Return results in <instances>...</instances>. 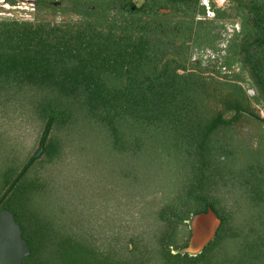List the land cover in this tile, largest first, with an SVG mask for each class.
I'll return each mask as SVG.
<instances>
[{
	"label": "trees",
	"instance_id": "1",
	"mask_svg": "<svg viewBox=\"0 0 264 264\" xmlns=\"http://www.w3.org/2000/svg\"><path fill=\"white\" fill-rule=\"evenodd\" d=\"M9 29L45 46L0 82V209L23 264H264V83L251 98L187 70L143 16ZM207 207L215 239L173 254Z\"/></svg>",
	"mask_w": 264,
	"mask_h": 264
},
{
	"label": "flooded vegetation",
	"instance_id": "2",
	"mask_svg": "<svg viewBox=\"0 0 264 264\" xmlns=\"http://www.w3.org/2000/svg\"><path fill=\"white\" fill-rule=\"evenodd\" d=\"M103 15L153 20L183 67L243 84L251 98L258 93L256 84L264 83V0H0V82H25L29 58L45 47L22 43L21 31L9 29V21Z\"/></svg>",
	"mask_w": 264,
	"mask_h": 264
},
{
	"label": "water",
	"instance_id": "3",
	"mask_svg": "<svg viewBox=\"0 0 264 264\" xmlns=\"http://www.w3.org/2000/svg\"><path fill=\"white\" fill-rule=\"evenodd\" d=\"M42 148L36 153L39 156ZM221 220L211 207L206 211L191 214L185 220L190 235L184 247L172 250L173 254H187L196 257L216 237ZM30 251L25 239L22 238L20 226L15 222L12 212L0 209V264H23V257Z\"/></svg>",
	"mask_w": 264,
	"mask_h": 264
}]
</instances>
